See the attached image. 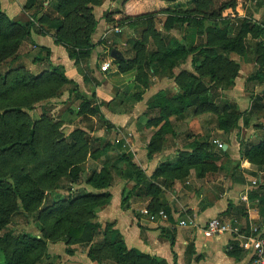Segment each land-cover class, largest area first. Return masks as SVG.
I'll return each instance as SVG.
<instances>
[{"label":"trees","instance_id":"16d2710c","mask_svg":"<svg viewBox=\"0 0 264 264\" xmlns=\"http://www.w3.org/2000/svg\"><path fill=\"white\" fill-rule=\"evenodd\" d=\"M44 1H26L24 10L31 12V18L26 22L9 19L0 8V60L14 55L18 42L30 37L34 22H37L36 33L49 35L54 44L66 50L74 64L86 60L91 50L102 44V40L95 44L90 40L98 24L93 8L100 5L102 0H49L48 5L53 12H42ZM186 5L185 8L166 12L164 29L186 25L195 28L200 36L205 35V40L201 38L199 44L190 46L183 40L163 35L153 29L151 14L145 13L136 18H146L147 35L154 41L156 49L149 52L144 50L147 36H143L134 43L135 53L131 58L113 55L112 65L118 71L124 72L136 66L141 73L146 72L145 76H135L144 87L148 85V73L158 78L161 69L170 72L191 57L193 72L183 70L175 76L171 72L169 74L175 80V92L160 90L147 103L149 110L158 111L157 118L148 123L153 126L162 123L146 145L148 159L157 154L167 135L174 134L170 117L181 119L190 112L195 116L213 112L217 129L228 134L237 127L240 119L243 125H248L251 114L264 111V87L251 94L250 107L245 112H241L222 95L233 88L238 75V63L231 59V55L242 56L246 52L248 36L257 40L260 54L254 61L258 68L246 78V83L253 82V87L264 84V46L261 43L264 19L257 22L251 17H240L235 21L221 18V11L233 8L235 0H190ZM116 13L119 14L118 11ZM113 14L105 13V22L118 27L119 21H114ZM217 21H221L222 26ZM41 52H44L45 58H49V48L41 45L37 54L33 55V60H38L37 55ZM16 57H12L9 68L0 74V123L5 131V135L0 136V232L8 224L19 200L25 213L35 214L42 237L35 238L26 233L1 236L0 240L10 242L11 246L3 264H37L42 257H48L46 241L62 242L66 246L87 245L86 256L98 264H109L107 261L111 264H168L160 257L150 256L134 248L128 249L120 234H114L110 224L102 226L95 221V214L109 203L107 188L113 182L114 172H118V177L132 182L130 189H126L125 193L122 190V209H126L128 201L133 198L145 201L149 198V211L156 213L163 210L170 218L169 207L162 200V187L169 180L185 179L190 170H194L197 178L203 177L204 172L210 169L207 166V143L191 142L185 149L178 151L174 162L160 163L147 176L134 163L132 152L122 138L115 142L102 137L89 139L80 129L62 133L46 114L32 121L26 110H31L34 103L40 100L57 96L64 89L68 92V99L79 101L78 109L82 114L102 120L106 123L108 133L112 129L101 115L99 106L91 98H84L78 84L65 76L63 66H51L49 71L33 75L23 66H12ZM83 81H86L85 76ZM2 89H9L11 94L6 96ZM135 98L141 99L138 94ZM4 103L7 104L1 106ZM38 145L44 152L43 157L37 167L26 171L21 161L36 158ZM109 152L115 153V157L108 158ZM220 153L225 155L221 148ZM239 156L255 167L251 175L256 176L258 171L264 170V135L256 144L241 142ZM100 158L105 160L98 167L96 161ZM89 160L94 164L88 170L84 185L90 190L72 188L79 181L83 163ZM243 172L240 165L234 166L232 177L243 183ZM55 189H65L66 196L46 202L49 191ZM248 199L256 200L258 215L264 216V188L248 194ZM227 209L231 210V204H228ZM245 224L249 225L247 216ZM161 234L172 248L174 236L164 230ZM109 235H113L112 238L108 239ZM240 251L233 248L227 252L239 256ZM65 253L72 254L69 248ZM193 254V244H187L185 264H191ZM174 260L173 254V264Z\"/></svg>","mask_w":264,"mask_h":264},{"label":"rangeland","instance_id":"374dc122","mask_svg":"<svg viewBox=\"0 0 264 264\" xmlns=\"http://www.w3.org/2000/svg\"><path fill=\"white\" fill-rule=\"evenodd\" d=\"M104 0H102L101 4ZM111 2L114 0H110ZM190 0H115L118 4V8H109L102 13V19H104V15L107 12H113L114 21H119L118 27H114V24H108V28L102 35L99 40H102L101 45H96L90 52L88 58L86 60L80 61L78 64H74L75 71L81 75L82 79L85 76L86 81H83L82 87H79V92L84 98H91L100 109L101 115L105 118L106 111H116L118 112V105L123 103L126 107L132 108L136 105V103H145V112L144 115H149L151 113L155 114V117L158 115L157 110H149L147 108V103L152 96L150 91V86L155 82V79H171L172 80V88L166 91L172 93L175 92L176 83L174 78L169 77L171 72L172 76L179 74L180 71H192L194 67L191 63V57L187 58L186 61L178 67L173 68L170 72H165L163 69L159 71V77L155 78L148 73V85L144 87L142 83H140L135 78L136 75L145 76V73H141L136 66H132L130 69L120 72L117 70L115 66L112 65L113 56L112 54H120V56L124 59L131 58L135 53L133 48L134 43L142 38L143 36H147V40L145 41V49L146 51H152L156 49V45L154 41H152L151 37L147 35V20L146 18H136V16L141 14H151L152 16V26L153 29L163 35L172 36L178 40L185 41L188 45L194 46L199 44L200 39L205 40V35H199L196 33V29L186 26V25H177L170 30L164 29V20L166 18V12L168 10L173 11L179 8H185L186 4ZM264 0H235V5L233 8H226L221 11V18H228L231 21L237 20L240 17H251L254 21L262 22L264 19ZM100 4V5H101ZM98 5V6H100ZM95 6V7H98ZM93 8V12L95 10ZM2 10V7L0 5ZM119 12L117 14L116 12ZM94 14V13H93ZM128 18V19H125ZM13 21L26 22L30 20V18H9ZM96 20H99L95 17ZM105 20V19H104ZM218 23H222L221 21H217ZM208 25V22H206ZM35 26H37V22H34L33 28L31 29L30 39H24L18 42L16 49L14 50V55L11 57H7L3 60H0V74H3L8 68L12 57H16L13 61L12 66H23L24 69L29 71L31 74L35 75L42 71H49L51 66H56L54 61L52 60V54L50 52L49 58L44 57V52L39 53L38 60H33V55L37 54L38 47L41 46L36 42H33L32 35L37 34ZM222 26V24L220 25ZM97 28V27H96ZM118 28V32H115L113 29ZM235 32V30H234ZM39 35V34H37ZM46 36V35H40ZM49 36V35H48ZM92 36V35H91ZM50 37V36H49ZM92 42V39L90 37ZM98 40V41H99ZM96 41L95 43H97ZM93 43V42H92ZM94 43V44H95ZM261 43L264 46V34L262 37ZM257 40L248 36L246 39V52L244 55V59L249 63L253 64L254 68H256L257 64H255V58L258 54H260V50L257 48ZM56 45V44H55ZM264 51V48L262 49ZM12 51V50H11ZM66 51V50H65ZM67 54V53H66ZM242 55V56H243ZM242 56L233 54L232 57L240 58ZM104 62L109 63V68L106 71L101 69V66ZM59 65V64H58ZM91 66L97 69V72L100 75H103V79L101 81H108L110 83L109 94L107 99H102L98 96L97 91L100 84L98 81L92 76L93 70H91ZM64 68V67H63ZM97 73V76L99 75ZM103 73V74H102ZM65 76L66 72L64 71ZM250 75L248 73L246 78ZM100 78V77H99ZM98 78V79H99ZM242 86L240 93L242 94L241 98L245 100L251 97V94H254L259 89V86L253 87V82L246 83L244 79L241 82ZM49 85V84H46ZM108 85V84H107ZM48 87V86H47ZM253 87V88H252ZM1 89V88H0ZM6 96H9L11 92L9 89H2ZM138 94L140 100H136V95ZM225 100L229 103H233V96L225 91L222 93ZM7 103H4L1 106H5ZM79 101H73L68 99V92L66 90H60V93L57 96L45 98L43 100L34 103L33 108L31 110H26L29 114L32 121L40 119L42 114H46L58 125L59 129L62 133H67L69 130L80 129L83 130L86 136L89 139L93 138H103L106 141H111L110 137L114 135L113 142L118 140V127L112 125L107 119V123L112 126L110 133L106 132V123L102 122V120L97 119L88 114H82L78 109ZM237 106V105H236ZM243 106V105H242ZM117 108V109H115ZM239 109V107L237 106ZM106 110V111H105ZM240 110V109H239ZM259 115H264L263 112H259L257 114H251L249 116V123L253 125V129L255 130V134L262 135L264 134V120H259ZM151 117V116H150ZM173 118L174 117H170ZM186 120L185 128H179L180 134L175 136V134L171 135L173 140L168 141V145L166 144V139L160 146L157 154H160L163 151V147H167L168 150H173L169 152V155L163 156L160 160L161 162H171L176 159V153L182 149H185L188 144L193 141L205 142L207 143L208 155L209 158L207 160V166L210 168L204 172L203 179L199 182L198 190L195 191V194L198 192L202 195L210 196L212 195L214 198L224 197L223 195L227 192L231 195L230 198H225L226 200V208L228 204H231V210L222 211L218 213L215 217H220V219L227 220L228 222H233L236 220V216L239 217L238 222H243L245 216H247L246 212H250L256 210L258 212V206L256 200H250L248 203H243L239 198V194L241 192H247L250 194L255 190H259V188H264V170L258 171L256 176L250 174L251 171L256 170L253 167V170L245 171L243 174L244 181L240 183L239 181H235L234 177H232V168L234 166L242 165V159L235 154V159H231L228 154H221L220 148L216 144H213V140H218L219 144L228 140V134L222 133V131L217 132L216 126V116L213 112H204L198 115H194L193 112L188 113L185 117L181 118ZM178 121L180 119H174ZM242 121V120H241ZM173 124V122H172ZM249 124V125H250ZM148 125H150L148 123ZM155 127V126H154ZM238 128V126L236 127ZM234 128V129H236ZM5 135V131L3 130V125L0 123V136ZM170 135V134H169ZM239 137V133L237 134V139ZM259 137V136H258ZM166 138V137H165ZM239 144L241 141L237 140ZM244 143V141H243ZM250 143V141H249ZM240 147V145H239ZM43 150L40 145L37 146V157L29 160L24 159L21 161V164L25 166L26 171L28 169H32L38 166L43 157ZM108 158L115 157V153L109 152L107 154ZM105 158H100L96 161L97 164H103ZM90 160L86 161L82 165V172L80 174L79 181L73 184L71 187L74 189H90L89 187L84 185L85 179L89 173V168L93 165ZM214 168V169H213ZM113 182L109 186L118 185L119 181H123L118 177V172H114ZM125 181V180H124ZM235 183L233 184L232 183ZM254 181V183H253ZM123 185V192L128 189L126 184ZM243 184L244 186H239ZM108 187V188H109ZM165 187H168L167 184ZM107 188V189H108ZM191 189L192 186H190ZM196 190V189H194ZM67 192L65 189H55L50 190L47 194L48 198L46 202H50L53 199H57L58 197L66 196ZM17 202V201H16ZM43 204V203H42ZM148 204H143L141 207L145 209L148 208ZM227 213V214H224ZM260 222L264 223V216L258 215L256 219ZM19 233H26L31 237L41 238V231L37 226V219L34 213H25L21 207L20 201L18 200L16 204V210L12 213L8 224L5 229L0 232V237L4 234H12L16 235ZM113 236V235H111ZM110 236V237H111ZM112 238V237H111ZM188 239L191 236L187 237ZM10 242H2L0 240V264L4 263L5 255L9 254L11 251ZM51 242L46 241V256L47 258L42 257L37 264H76L71 261L68 257L74 255V251L81 250L83 252H87V245L82 244H72V245H64L63 253L64 260L61 259L60 256H52L48 250V245ZM59 243V242H55ZM192 243L191 240H187V244ZM69 248L72 252L71 255L65 253V250ZM109 264L111 262L107 261Z\"/></svg>","mask_w":264,"mask_h":264},{"label":"crops","instance_id":"0c3cea01","mask_svg":"<svg viewBox=\"0 0 264 264\" xmlns=\"http://www.w3.org/2000/svg\"><path fill=\"white\" fill-rule=\"evenodd\" d=\"M26 1L27 0H0V5L2 11L8 18H31V12L24 10ZM48 2L49 0L43 2L41 8L42 12H53ZM109 8H118L117 2H115V0L112 2L110 0H104L100 6L95 7L93 12L94 17L99 20L97 28L91 36L93 43L98 41L108 28L107 23L102 19V13ZM32 40L37 44L49 48L55 65L59 64L63 66L67 78L76 82L79 87H82L83 79L81 75L75 71L73 61L68 58L62 46L55 45L52 38L48 35L40 36L33 34ZM243 57L244 55L240 58H235L231 55V59L238 63L239 70L233 88L228 91V93L233 96L234 104L239 107L241 112L249 110L251 98L249 97L246 100L241 98L242 94L240 93L241 89L239 87L242 86L241 82L244 79L246 80V75L248 73L251 75L258 68L256 66V68L253 69L254 65L249 64ZM91 70H93L92 76L98 81V84H100L97 91L98 96L103 100L107 99L109 87L111 86L110 83L108 81H101L103 75H100L95 67L91 66ZM97 73L99 74L98 76ZM172 83L171 79H155V82L150 86V90L148 91L154 95L160 90L173 89ZM263 87L264 84L259 85L257 92L262 90ZM175 90L176 89H174V91ZM145 107V103H136L132 108L126 107L121 103L118 105V112L114 110H105V119L112 125H115V127H118V139L122 138L125 140L129 150L132 152L134 163L140 166L147 176H150L157 166L162 163L160 159L163 156L169 155V152L173 150H168L167 147L164 146L160 154H156L150 159L147 158L146 145L152 134L158 130L162 123L155 127L153 125H148V122L151 119L157 118L158 115L156 117L154 113L144 115ZM259 118V120H264V115H259ZM170 120L173 122L172 129L174 134L178 136L180 134L179 128L185 126L186 120L185 118L178 121H175L173 118H170ZM249 124L248 122V125H243L240 119L237 125L238 128L233 129L227 137L228 140L222 143V151L228 154L231 159H235V154L239 156L240 144L237 140L242 143L243 141L244 143H249L250 141L251 144H256L264 135H258V137L252 127L253 125ZM216 131L220 132L218 129H216ZM238 133L239 137L237 139ZM115 134L116 132H114V135ZM114 135L110 137L111 142L114 140ZM165 139V145H168L167 143L169 140H173L171 135H167ZM97 165L98 167L101 166V164ZM242 165L240 169L244 170L243 174L245 171L253 170L254 167L244 159H242ZM202 179V177L197 178L195 176L194 170H190L188 176L183 180L167 181L166 184L168 187H162V200L169 207L170 213V218L167 221H163L159 218L150 219L141 213V210L145 209L141 207V205L148 204L149 198L146 201L133 198L128 201L127 208L122 209L120 207L121 193L123 185L127 181L121 180L118 182V185L111 186L107 189L110 193V201L105 207L96 212L95 221L102 226L107 223L110 224L114 234H120L128 249L134 248L150 256L160 257L168 264H173V254L175 256V264H185L184 253L187 247V240H191L194 247L191 264H243L246 259L244 252L240 251L239 256L229 255L227 252L230 250L229 244L231 242L229 234L206 238L202 235L200 229L181 228L177 225L178 220L190 217L194 218L199 226H202L208 219L215 217L218 213L226 209L227 204L225 198L231 199V195H229L228 192L223 195L225 198H214L212 195L204 196L199 192L195 194V191L198 190L199 182ZM190 186H192L193 189H191ZM239 186L243 187L244 185L241 184ZM126 187L130 189L132 187V182L127 183ZM244 194L247 196V201L243 203H248L249 199L247 192H241L239 198ZM246 213L247 219H256L258 215V212H256V210L253 211V209ZM236 221L238 222V220ZM243 222H245V218ZM243 222L241 221L240 223L243 224ZM162 230L170 232L174 236L175 241L172 248L168 240L161 234ZM110 236L111 235L108 236V239L111 238ZM189 236H191L190 239L187 238ZM47 245L52 256H60L61 259L64 260V255L61 253L64 248L62 242L50 243ZM68 258L71 261L74 260L76 264H98L89 260L85 252L77 249L74 251V255Z\"/></svg>","mask_w":264,"mask_h":264},{"label":"built area","instance_id":"2783aa9c","mask_svg":"<svg viewBox=\"0 0 264 264\" xmlns=\"http://www.w3.org/2000/svg\"><path fill=\"white\" fill-rule=\"evenodd\" d=\"M113 30L118 32V28H114ZM108 68V62H104L101 66L103 71L108 70ZM213 144H216L219 148L222 147V144H219L217 140H213ZM240 199L246 202V194L242 195ZM141 213L150 219L159 218L163 221L169 219L168 214L163 210L152 213L148 209H143ZM256 219L248 218L249 225L247 226L245 222L243 224L236 220L228 222L227 220L213 217L204 222L202 226H199L194 218L186 217L178 220L177 225L181 228L200 229L202 235L206 238L229 234L231 240L229 249L239 248L246 255L243 264H264V223Z\"/></svg>","mask_w":264,"mask_h":264},{"label":"water","instance_id":"95a60500","mask_svg":"<svg viewBox=\"0 0 264 264\" xmlns=\"http://www.w3.org/2000/svg\"><path fill=\"white\" fill-rule=\"evenodd\" d=\"M114 54H112V56H113Z\"/></svg>","mask_w":264,"mask_h":264}]
</instances>
